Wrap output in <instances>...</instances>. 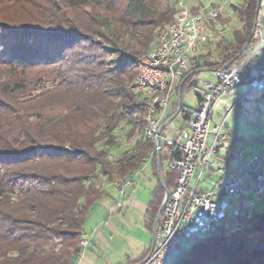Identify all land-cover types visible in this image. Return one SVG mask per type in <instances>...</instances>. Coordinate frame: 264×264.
Segmentation results:
<instances>
[{
	"label": "trees",
	"instance_id": "16d2710c",
	"mask_svg": "<svg viewBox=\"0 0 264 264\" xmlns=\"http://www.w3.org/2000/svg\"><path fill=\"white\" fill-rule=\"evenodd\" d=\"M34 1L40 7L28 4L21 22L0 16V264H72L86 218L109 196L107 187L132 179L154 150L135 93V60L153 50L179 0ZM256 11L257 0H235L217 17L222 26L232 17L237 25L191 58V75L176 89L184 118L183 93L196 71L233 60ZM165 161L162 154L170 191L177 175L164 170ZM151 165L156 176V156ZM163 194L158 183L146 211L149 230ZM261 201L249 221L202 236L189 264H264Z\"/></svg>",
	"mask_w": 264,
	"mask_h": 264
},
{
	"label": "built area",
	"instance_id": "2783aa9c",
	"mask_svg": "<svg viewBox=\"0 0 264 264\" xmlns=\"http://www.w3.org/2000/svg\"><path fill=\"white\" fill-rule=\"evenodd\" d=\"M234 2L179 0L172 22L159 33L153 50L135 60L138 72L135 93L144 104L145 138L153 142L154 150L132 179L113 183L117 191L115 206L121 207L125 189L133 186L134 176L156 156V139L160 142V156L164 154L166 158L164 170L177 175L174 187L167 196L163 194V209L153 243L139 264H189L202 236L221 224L230 232L239 221L251 219L250 204L245 197L264 199V130L258 136L256 152L246 155V145H240L242 136L230 138L224 121L209 129L214 105L232 89L247 83L249 92H264V16H261L264 0L259 1L253 20L252 48L243 60L238 65L231 66L232 63L227 67V64L212 71L214 80L202 84L186 118L179 114L178 102L173 107L174 111L177 106L176 112L166 114L169 99L176 91V79L191 75L190 53L198 45L203 47L213 37L223 35V26L216 19ZM213 59L210 56L208 61ZM240 103L238 100L226 109L227 114ZM176 114L183 121L173 126ZM206 171L205 182L213 173L221 178L211 189L202 190L200 185ZM231 207L228 218L227 210ZM86 245L82 236L80 249Z\"/></svg>",
	"mask_w": 264,
	"mask_h": 264
},
{
	"label": "rangeland",
	"instance_id": "374dc122",
	"mask_svg": "<svg viewBox=\"0 0 264 264\" xmlns=\"http://www.w3.org/2000/svg\"><path fill=\"white\" fill-rule=\"evenodd\" d=\"M31 1L32 0H0V16L4 18L10 16V19H13L10 21L16 22L19 20L21 22L25 14H28V4L34 3V6L40 7V3ZM205 1L206 0H202V2ZM261 16H264V9L261 10ZM222 18L223 20H227L225 14H223ZM234 25H237V20L232 17L229 23L223 26V35L215 38L213 37L209 44L213 46L216 40L229 38L230 29ZM205 52V48L198 45L190 53V58L199 53L204 54ZM213 80L214 75L209 71H202L192 78L188 88H186L183 93V104L187 109L195 105V95L199 94L202 84ZM246 85L248 87V84L245 83L243 88L232 89L231 93L225 95L216 102L209 122V129L211 130L214 124H220L224 121L226 128L234 132L237 136H242L240 145H246V154H249L250 151H253V146L257 144L258 136L262 133L264 126V92H249V89L245 87ZM238 100H241L240 105L227 114L226 109H230ZM177 102L178 100L175 92H173L166 107V114L170 115L172 113L173 106H175ZM257 112H259V114H256ZM181 118V115L176 117L172 125L178 126L181 123ZM148 170L149 168L147 171ZM207 176L208 172L206 171L200 185L202 190L211 189L219 183L221 178L216 173H213L208 177V181L205 182ZM244 200L250 204V214L257 212L262 206V201L252 196H247ZM233 205L234 203H231V206ZM109 206H112L111 212L103 208L95 210L96 212L101 211L103 213V223L100 227L94 229L97 232L102 230L107 243H102L100 239H93V258L100 264H127L128 262L140 258L146 250L150 249L152 235L148 230L143 228L142 219L137 217L135 220H131L129 217L120 216V220L116 222L113 217L118 215V208L115 206V203H111ZM96 212H94V214ZM231 214L232 207L227 210V217L230 218ZM107 223L111 224L114 230H111L107 226ZM91 230L93 229H88L87 226L84 225V233L88 232V234H90ZM95 231L93 234H95ZM83 249L84 248H81V254L83 253Z\"/></svg>",
	"mask_w": 264,
	"mask_h": 264
},
{
	"label": "crops",
	"instance_id": "0c3cea01",
	"mask_svg": "<svg viewBox=\"0 0 264 264\" xmlns=\"http://www.w3.org/2000/svg\"><path fill=\"white\" fill-rule=\"evenodd\" d=\"M180 82V78L176 79L174 89H177L178 85ZM243 85H240L236 87L235 89L243 88ZM247 87V85L245 86ZM246 89H249L247 87ZM176 98L178 100V93L175 91ZM196 94L195 96H197ZM174 107V106H173ZM172 114V113H171ZM183 121V117L181 118V122ZM225 127V125H224ZM226 132L231 136L230 138H233L236 134L234 132H231L228 128L225 127ZM264 130V126L262 129V132ZM260 135V134H259ZM258 144V141H257ZM257 144L253 146V151H250L249 154L246 155H251L256 152L257 150ZM247 149V146H246ZM150 166V167H149ZM149 170L147 171V169ZM163 180V179H162ZM159 181L157 178V174L155 176L153 167L151 165V162L148 163V165L142 170V172L138 175H135L133 178V186L132 187H127L125 189L126 191V196L121 202V207L118 208V215L112 216L113 219L117 222L120 220V216L122 217H129L131 220H135L136 217L139 219H142L143 222V228L148 230L151 235H152V230H149L147 228V217H146V211L148 209V204L152 199V193L154 192L155 188L157 187ZM160 185V184H159ZM162 188V187H161ZM107 192L108 195L107 197H104L98 204L97 206L92 210V212L88 215L85 221V226L87 228H91V233L88 234V232L83 234V237L87 241L86 247L83 249V253L80 255L79 259L77 260L76 264H100L99 262H96L94 260V252H93V239L94 240H101L102 243H107L104 234L102 233V230L100 231H95L97 227H100L103 223V213L101 211H95L96 209H106L109 210L110 212L112 211V206H109L111 203L114 204L116 199H117V191L113 187V185L107 187ZM94 212H96L94 214ZM107 226L111 229H113V226L109 223H107ZM95 228V229H94ZM95 231V234H93ZM152 238V237H151ZM149 250H146L144 254L131 262H128L127 264H137L139 259H142L143 256L148 252Z\"/></svg>",
	"mask_w": 264,
	"mask_h": 264
},
{
	"label": "water",
	"instance_id": "95a60500",
	"mask_svg": "<svg viewBox=\"0 0 264 264\" xmlns=\"http://www.w3.org/2000/svg\"><path fill=\"white\" fill-rule=\"evenodd\" d=\"M259 1L260 0H257V11H256V14H255V17L257 16V13H258V5H259ZM251 40H252V34H250V36H249V38H248V40H247V42H246V44L244 45V47L242 48V50H241V52L233 59V60H231L229 63H228V65H227V67L228 66H230L243 52H244V50L250 45V43H251ZM203 70H200V71H196V74H198V73H200V72H202ZM178 107H179V109H180V107H181V94L179 93L178 94ZM177 116V114L175 115V117ZM155 147H156V149H158L157 150V152H156V165H157V178H158V181H159V184H160V186L162 187V190H163V193H164V195L165 196H167L168 195V190L166 189V187H165V185H164V183H163V180H162V163H161V156H160V152H159V147H160V142H159V139H156V141H155ZM162 209H163V204H161L160 205V208H159V210H158V212H157V215H156V217H155V220H154V223H153V227H152V238H151V245H152V243H153V234H154V232H155V230H156V228H157V225H158V222H159V219H160V216H161V213H162ZM235 228V227H234ZM233 228V229H234ZM232 229V230H233ZM231 230V231H232ZM71 263L72 264H75V258H73L72 260H71Z\"/></svg>",
	"mask_w": 264,
	"mask_h": 264
}]
</instances>
